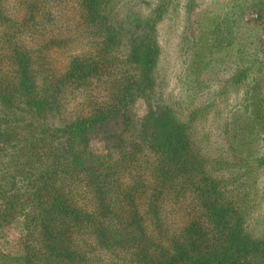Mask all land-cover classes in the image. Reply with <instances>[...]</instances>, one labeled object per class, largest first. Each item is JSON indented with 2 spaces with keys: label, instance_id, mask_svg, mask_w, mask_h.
<instances>
[{
  "label": "trees",
  "instance_id": "16d2710c",
  "mask_svg": "<svg viewBox=\"0 0 264 264\" xmlns=\"http://www.w3.org/2000/svg\"><path fill=\"white\" fill-rule=\"evenodd\" d=\"M170 1L21 0L17 21L0 0V237L8 228L21 241L6 264H264L237 181L264 167V81L246 76L244 103L224 123L227 152L204 151L203 109L166 103L157 76L156 25ZM67 5L84 49L51 70L45 53L71 42L57 37ZM223 21L231 36L234 21ZM31 30L50 39L29 48ZM196 47L185 76L197 80L208 54ZM75 102L87 108L71 115Z\"/></svg>",
  "mask_w": 264,
  "mask_h": 264
},
{
  "label": "rangeland",
  "instance_id": "374dc122",
  "mask_svg": "<svg viewBox=\"0 0 264 264\" xmlns=\"http://www.w3.org/2000/svg\"><path fill=\"white\" fill-rule=\"evenodd\" d=\"M255 1L258 0H191L189 4L186 0H171L162 20L156 25L160 48L157 76L164 82V100L183 112L203 109V115L197 117L195 126L206 152L215 150L221 155L227 152L224 123L230 111L244 103L251 80L246 76L255 73L264 81V69L259 73L256 71L258 61L264 56V5H260L258 11L248 9L255 5ZM3 2L9 18L20 21L25 16L21 0ZM226 13L234 21L235 33L231 36H226L227 26L223 21ZM75 15L76 11L70 5L58 13L57 37H69L71 42L60 49L49 48L45 53L46 65L51 70H61L70 55L84 49L83 43L71 30ZM33 30L25 33L27 47L35 48L40 42L50 39V33L41 38L38 37L41 34L37 35ZM195 45L202 54H208L202 75L197 80L185 76L189 49ZM85 108V104L70 103L69 113L78 114ZM134 112L138 117L142 114L141 100L135 105ZM258 152L259 156L264 154V143L259 146ZM237 181H245L248 185L246 192L253 200L247 218L248 229L255 234H262L264 167L254 169L250 176H241ZM181 224V218L174 219V225ZM2 234L0 245H3L1 249L5 259L0 264H6L7 258L19 254L21 241L13 229L4 228ZM3 240L7 244H2Z\"/></svg>",
  "mask_w": 264,
  "mask_h": 264
}]
</instances>
